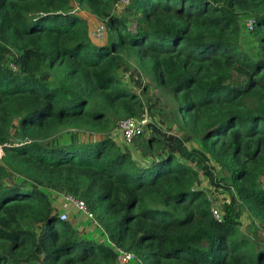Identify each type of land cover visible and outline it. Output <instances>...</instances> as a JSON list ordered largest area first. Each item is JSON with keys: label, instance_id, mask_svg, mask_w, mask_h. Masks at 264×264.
I'll use <instances>...</instances> for the list:
<instances>
[{"label": "trees", "instance_id": "16d2710c", "mask_svg": "<svg viewBox=\"0 0 264 264\" xmlns=\"http://www.w3.org/2000/svg\"><path fill=\"white\" fill-rule=\"evenodd\" d=\"M0 150V264H264V0H0Z\"/></svg>", "mask_w": 264, "mask_h": 264}, {"label": "built area", "instance_id": "2783aa9c", "mask_svg": "<svg viewBox=\"0 0 264 264\" xmlns=\"http://www.w3.org/2000/svg\"><path fill=\"white\" fill-rule=\"evenodd\" d=\"M132 0H122V3L127 5ZM77 11V10H76ZM78 11H80L78 9ZM253 21H250V28H253ZM94 29L91 33V37L95 41H101L106 39V27L104 24L97 23L93 25ZM149 121L147 118H143L140 120H125L120 123L121 136L125 143H131L135 137L142 135L145 132V129L148 125ZM2 151V150H1ZM3 153V151H2ZM4 154V153H3ZM1 155V154H0ZM60 195V194H58ZM64 196V205L59 210V218L61 221L67 222L69 220V214L71 211L79 213L80 215L85 216L87 219L94 221V215L88 210L87 206L83 201L75 199L69 195ZM214 217L218 220L221 219V214L217 209H213ZM118 253V261L119 264H127L128 261L135 259L133 254L127 253L121 249L115 248Z\"/></svg>", "mask_w": 264, "mask_h": 264}, {"label": "rangeland", "instance_id": "374dc122", "mask_svg": "<svg viewBox=\"0 0 264 264\" xmlns=\"http://www.w3.org/2000/svg\"><path fill=\"white\" fill-rule=\"evenodd\" d=\"M82 13L85 14V17L89 20V23L91 22L93 25H96L97 23L101 22L98 18L94 19V16L88 14V12L82 11ZM249 23H250V21H248V25H249ZM144 80H145V82H147L146 79H144ZM139 92H140V90H139ZM113 138L122 147H126V149L130 148V147H127L128 146L127 144H129V143H127L125 145V142L123 141V138L121 136V131H116L115 133H113ZM0 154L3 155L1 150H0ZM52 196L54 198L55 207H57L58 210H61V208L64 205V201H65L64 196L61 194L58 195L57 193H52ZM225 198H228V196L227 195H219V201L218 202L220 203ZM74 211L75 210L70 212L68 221H71V223H73L74 226L80 232L84 233L86 236L91 237L98 242H102V243H105L107 245H110L105 233L103 232V230L100 229V227H98V225H96V223L94 221L85 218V216L82 219L83 222L76 221L77 219H80L81 216L79 213H76ZM243 222H244V226H246L247 222H248L246 217L243 218ZM127 264H136L135 259L128 261Z\"/></svg>", "mask_w": 264, "mask_h": 264}, {"label": "crops", "instance_id": "0c3cea01", "mask_svg": "<svg viewBox=\"0 0 264 264\" xmlns=\"http://www.w3.org/2000/svg\"><path fill=\"white\" fill-rule=\"evenodd\" d=\"M81 15H82L84 18H86L84 13H82ZM86 19H87V18H86ZM80 216H81L80 219H77L76 221L83 222L82 219L84 218V216H83V215H80ZM85 218H86V217H85ZM85 221H86V220H85ZM76 223H77V222H76Z\"/></svg>", "mask_w": 264, "mask_h": 264}]
</instances>
